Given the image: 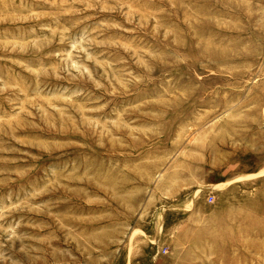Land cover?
I'll list each match as a JSON object with an SVG mask.
<instances>
[{"label":"rangeland","instance_id":"obj_1","mask_svg":"<svg viewBox=\"0 0 264 264\" xmlns=\"http://www.w3.org/2000/svg\"><path fill=\"white\" fill-rule=\"evenodd\" d=\"M0 264H264V0H0Z\"/></svg>","mask_w":264,"mask_h":264}]
</instances>
